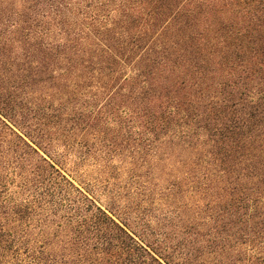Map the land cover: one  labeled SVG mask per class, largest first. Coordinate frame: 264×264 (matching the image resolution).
Listing matches in <instances>:
<instances>
[{
    "label": "trees",
    "instance_id": "16d2710c",
    "mask_svg": "<svg viewBox=\"0 0 264 264\" xmlns=\"http://www.w3.org/2000/svg\"><path fill=\"white\" fill-rule=\"evenodd\" d=\"M53 132L165 152L208 186L207 223L142 244L40 156ZM11 187L61 209L35 264H264V0H0V214Z\"/></svg>",
    "mask_w": 264,
    "mask_h": 264
},
{
    "label": "rangeland",
    "instance_id": "374dc122",
    "mask_svg": "<svg viewBox=\"0 0 264 264\" xmlns=\"http://www.w3.org/2000/svg\"><path fill=\"white\" fill-rule=\"evenodd\" d=\"M52 141L53 148L44 145L48 153L36 148L40 156L117 222L125 224L142 244L163 243L176 252L184 238L180 235L182 224L207 223L209 208L213 206L208 186L200 176L191 174L189 168L187 172L179 169L178 160L167 159L165 152L143 151L140 148L143 144L130 140L127 145L119 140L123 151L111 148L109 155L106 144L92 138L84 142L54 135ZM11 191L20 207L1 210L0 264H35L34 257L53 255L57 250L54 242L59 231L56 225L63 221L61 209L54 211L51 205H46L41 210L32 206L28 211L31 195L16 187H11ZM16 210L21 215H15ZM192 219L196 220L190 223ZM201 228L206 230L204 226ZM246 254L245 251L234 254L235 264H244Z\"/></svg>",
    "mask_w": 264,
    "mask_h": 264
}]
</instances>
